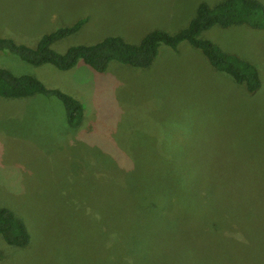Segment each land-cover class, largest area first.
I'll list each match as a JSON object with an SVG mask.
<instances>
[{"label": "rangeland", "instance_id": "obj_1", "mask_svg": "<svg viewBox=\"0 0 264 264\" xmlns=\"http://www.w3.org/2000/svg\"><path fill=\"white\" fill-rule=\"evenodd\" d=\"M223 1L0 0V37L35 46L43 35L87 18L53 47L62 53L112 35L137 44L155 29L183 30L201 2L214 7ZM56 8L62 21L37 26ZM200 36L254 63L263 81L259 92L217 70L188 41L177 48L162 43L148 67L113 60L102 72L82 62L68 70L36 66L0 51V67L37 76L84 105L83 119L71 125L56 96H0V207L12 210L30 234L22 247L0 235V264H136L127 244L122 246L132 237L112 236V214L129 222L124 230L133 225L114 189L122 187L126 199L140 202L148 189H157L150 172L237 176L228 188L216 189L226 199L214 214L218 220L246 210L231 205L232 193L255 188L264 200V28L216 24ZM242 195L240 200H259ZM253 202L255 223L246 228L264 232V208ZM148 241L143 264H230L219 250L221 237L193 232ZM132 250L145 261L139 245Z\"/></svg>", "mask_w": 264, "mask_h": 264}, {"label": "trees", "instance_id": "obj_2", "mask_svg": "<svg viewBox=\"0 0 264 264\" xmlns=\"http://www.w3.org/2000/svg\"><path fill=\"white\" fill-rule=\"evenodd\" d=\"M86 20L87 18H80L70 25L43 35L35 46L18 43L12 37H0V51L14 53L36 66L52 64L58 69L68 70L82 62L102 72L113 60L135 67H148L158 55L162 43L177 48L181 42L188 41L201 49L217 70L229 74L250 93L257 91L262 85L261 76L254 63L226 52L212 40L200 36L203 31L216 24L224 27L248 24L255 28H264V5L259 0H225L214 7L201 2L196 16L183 30L172 34L163 29H155L137 44L112 35L94 44L72 45L62 53L53 47L57 40L78 31ZM36 94L58 97L64 103L69 124L77 125L83 119L84 105L73 95L60 88L47 86L37 76L15 74L0 67V96L23 98ZM134 160L138 165L141 162L143 166V160ZM158 173L162 178L157 176ZM150 174L155 175H150V178L152 181L157 180L158 184L154 183L157 189H148V197L140 202L129 195L126 199L122 187L114 189L115 192L118 191L116 199L126 204L122 209L133 218V225L130 228L132 232L124 230L129 227V222L122 223L118 220L120 216L112 214V236L116 238L117 235H125L123 240L127 241V236L132 237L130 242H122V246L127 244L126 247L133 252L136 264L147 261L150 238L193 232L205 233V236L218 240L221 237L224 243L219 246V250L221 249L222 254L226 253L225 259L230 264H264V232L246 228L255 223L256 215L252 212V207L256 204L253 201L264 208L263 197L254 191L255 188L251 191L244 189L240 194H230L231 205H239L246 210L237 213L229 211L226 216L230 221H224L214 219V214L220 212L218 210L222 209L223 201H226L221 195L222 191L216 192V189L222 186L228 188L237 176L209 174L198 170L181 174L162 170ZM164 176L172 178V181L165 183ZM261 176L264 181V175ZM249 183L246 181V184ZM242 194L259 200H240ZM239 216L241 219L237 220L236 217ZM0 235L13 246H26L30 241V234L23 221L5 207H0ZM118 245L119 243L116 246ZM133 245H139L140 254L145 261L137 258V252L132 250ZM117 259L120 260L118 257Z\"/></svg>", "mask_w": 264, "mask_h": 264}, {"label": "crops", "instance_id": "obj_3", "mask_svg": "<svg viewBox=\"0 0 264 264\" xmlns=\"http://www.w3.org/2000/svg\"><path fill=\"white\" fill-rule=\"evenodd\" d=\"M60 21H62L61 19V10L56 8L54 10H51L49 9L47 12H46V19H44V16H42L38 22H37V26H43L45 24H52V25H57ZM9 37V36H7ZM263 82V81H262ZM262 87V85H261ZM261 87L255 91L256 92H259V90L261 89ZM254 92H252L253 94Z\"/></svg>", "mask_w": 264, "mask_h": 264}]
</instances>
